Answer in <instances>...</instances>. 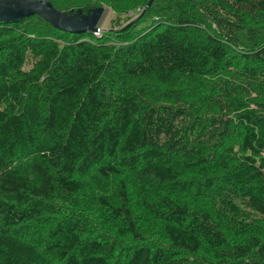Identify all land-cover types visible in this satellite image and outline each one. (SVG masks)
<instances>
[{
	"label": "trees",
	"instance_id": "trees-1",
	"mask_svg": "<svg viewBox=\"0 0 264 264\" xmlns=\"http://www.w3.org/2000/svg\"><path fill=\"white\" fill-rule=\"evenodd\" d=\"M48 1L143 11L0 22V264H264V0Z\"/></svg>",
	"mask_w": 264,
	"mask_h": 264
},
{
	"label": "water",
	"instance_id": "water-1",
	"mask_svg": "<svg viewBox=\"0 0 264 264\" xmlns=\"http://www.w3.org/2000/svg\"><path fill=\"white\" fill-rule=\"evenodd\" d=\"M102 9H95L89 15H82L79 10L75 13L60 12L52 7L48 0H0V22H18L37 16L52 28L67 33L95 34L99 28ZM139 17L127 23L125 28L136 23ZM117 30H110L114 32Z\"/></svg>",
	"mask_w": 264,
	"mask_h": 264
},
{
	"label": "rangeland",
	"instance_id": "rangeland-1",
	"mask_svg": "<svg viewBox=\"0 0 264 264\" xmlns=\"http://www.w3.org/2000/svg\"><path fill=\"white\" fill-rule=\"evenodd\" d=\"M52 2H54L55 4L58 3L59 1L63 2V0H51ZM87 1V0H86ZM86 3L83 2V3H77V5H85ZM54 6V4H53ZM104 8L102 9V15H100V21H99V28L101 29L100 31V35L102 33H106L108 31H110L109 28H112L113 29V26H115V23H120L121 25L120 26H123L121 27L120 29H123L124 26L132 21L133 19H136L137 18V14L139 13V15L141 14L140 12H142L143 10H141V7H138L136 9H133L132 12H128L127 14L125 13H118L116 10H117V7H114L113 8H109V7H106V6H103ZM144 9V8H143ZM147 26V25H146ZM144 26V27H146ZM142 27V28H144ZM117 29V28H115ZM120 29H117L118 31H120ZM141 33V31H140ZM97 34H95L94 36H96ZM98 37V36H97ZM26 69H29L28 67H26ZM264 103V102H263ZM254 109H257V106L253 105ZM260 114L264 115V108L259 112ZM116 181H119V179H117ZM104 184H105V181H104ZM102 187L103 184H102Z\"/></svg>",
	"mask_w": 264,
	"mask_h": 264
},
{
	"label": "bare ground",
	"instance_id": "bare-ground-1",
	"mask_svg": "<svg viewBox=\"0 0 264 264\" xmlns=\"http://www.w3.org/2000/svg\"><path fill=\"white\" fill-rule=\"evenodd\" d=\"M80 6V5H79Z\"/></svg>",
	"mask_w": 264,
	"mask_h": 264
}]
</instances>
